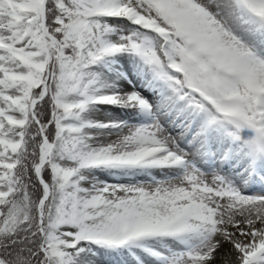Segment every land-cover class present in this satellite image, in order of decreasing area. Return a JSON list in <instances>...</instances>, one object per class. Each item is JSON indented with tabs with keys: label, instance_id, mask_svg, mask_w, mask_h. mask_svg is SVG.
Returning <instances> with one entry per match:
<instances>
[{
	"label": "snow or ice",
	"instance_id": "6c2138e0",
	"mask_svg": "<svg viewBox=\"0 0 264 264\" xmlns=\"http://www.w3.org/2000/svg\"><path fill=\"white\" fill-rule=\"evenodd\" d=\"M0 264H264V0H0Z\"/></svg>",
	"mask_w": 264,
	"mask_h": 264
}]
</instances>
